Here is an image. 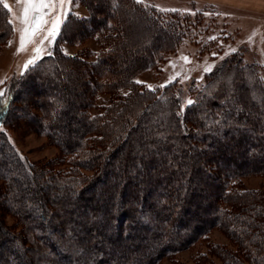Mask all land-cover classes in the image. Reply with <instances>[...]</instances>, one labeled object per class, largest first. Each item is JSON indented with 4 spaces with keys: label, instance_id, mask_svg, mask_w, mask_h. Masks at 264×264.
<instances>
[{
    "label": "trees",
    "instance_id": "1",
    "mask_svg": "<svg viewBox=\"0 0 264 264\" xmlns=\"http://www.w3.org/2000/svg\"><path fill=\"white\" fill-rule=\"evenodd\" d=\"M79 2L89 15L70 14L52 53L5 87L0 202L18 225L4 224L1 207L0 264H184L176 255L214 229L235 249L212 245L195 264H264V194L241 186L264 178L262 66L231 54L187 89L185 106L177 82L137 83L184 44L182 16L136 0ZM9 20L0 4V51ZM141 24L152 34L136 45ZM90 39L98 51L64 52ZM100 95L109 103L92 114ZM18 117L60 156L35 164L19 154Z\"/></svg>",
    "mask_w": 264,
    "mask_h": 264
},
{
    "label": "rangeland",
    "instance_id": "2",
    "mask_svg": "<svg viewBox=\"0 0 264 264\" xmlns=\"http://www.w3.org/2000/svg\"><path fill=\"white\" fill-rule=\"evenodd\" d=\"M4 2L12 8L10 19L21 14L22 5L17 0H4ZM141 4L154 5L165 13H178L182 16L181 18H184V28L188 35L178 52L169 56L167 61L161 64L158 69L146 71L138 76L137 81L146 87L162 88L177 82L183 91V104L187 106L189 101L194 100V97L187 93V89L192 84L196 89L202 86L207 74L213 71L224 59L236 52L243 54L247 62L261 65L264 74V15L253 16L237 9H227L221 6L209 7L201 3L191 4L188 0H142ZM70 14L87 17L89 12L79 0H73L67 17ZM54 15L56 13H53ZM20 27L22 26L16 22V28ZM151 34L147 33L146 25L141 24V29L135 40L132 39V42L135 41L136 45H141L147 41L146 39ZM57 36L51 45L45 41V51L37 62L52 53ZM10 42L0 51V81H3L0 84V91L4 92L11 79L23 71L27 61L34 57V48L36 47L35 44H29L25 51L17 54L19 48L18 31H14ZM84 47L92 49L94 52L99 49L94 39L88 40L81 46L63 45L64 52L68 54H75ZM206 69L208 70L206 71ZM108 103L109 97L100 95L95 107L91 109V113L97 114L99 107ZM31 112L36 116H42V111L39 108L34 107ZM10 135L16 150L30 163L43 164L60 156V148L54 145L48 137L36 132L34 126L25 119L20 120L18 117ZM241 186L246 190H260L264 194V178L260 176H249L242 179ZM45 192L51 193L49 189H45ZM8 193L9 191L6 190L5 194ZM0 208L2 212L3 210L7 211L1 202ZM9 213L3 215L4 224L10 229L16 230L18 220ZM212 245L235 249L222 231L214 229L209 233L207 239H202L189 250L177 254L176 259L184 264H195V258L199 254H208ZM216 262L220 264L219 261L216 260Z\"/></svg>",
    "mask_w": 264,
    "mask_h": 264
},
{
    "label": "snow or ice",
    "instance_id": "3",
    "mask_svg": "<svg viewBox=\"0 0 264 264\" xmlns=\"http://www.w3.org/2000/svg\"><path fill=\"white\" fill-rule=\"evenodd\" d=\"M17 2L22 5L21 14L9 20V23L13 24V30L19 32L17 54L25 51L29 44L36 45L34 57L29 59L25 65V69H27L28 66L35 65L45 51V41L51 45L56 36L59 35L61 25L67 18L73 0H17ZM136 2L142 3V0H136ZM0 4H3L4 8L12 12L10 5L4 0H0ZM53 13H56V15L53 16ZM16 22L22 27L16 28ZM37 40H39V43H37ZM2 83L3 81H0V84ZM137 83L141 82L137 81ZM188 103L191 104L192 102L189 101ZM0 105L7 106V97L4 91H0Z\"/></svg>",
    "mask_w": 264,
    "mask_h": 264
},
{
    "label": "crops",
    "instance_id": "4",
    "mask_svg": "<svg viewBox=\"0 0 264 264\" xmlns=\"http://www.w3.org/2000/svg\"><path fill=\"white\" fill-rule=\"evenodd\" d=\"M188 1H190L191 4L201 3L209 7H220L221 6L227 9H237V10H240L241 12H244V13H247L253 16H263L264 15V0H188ZM149 5L156 7L151 4ZM170 11H174V10H170Z\"/></svg>",
    "mask_w": 264,
    "mask_h": 264
}]
</instances>
